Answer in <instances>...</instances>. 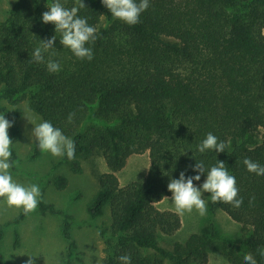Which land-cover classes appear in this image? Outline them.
<instances>
[{
  "label": "trees",
  "instance_id": "16d2710c",
  "mask_svg": "<svg viewBox=\"0 0 264 264\" xmlns=\"http://www.w3.org/2000/svg\"><path fill=\"white\" fill-rule=\"evenodd\" d=\"M54 2L17 0L0 21V100L15 107H0V114L13 122L12 143L20 135L15 121L22 102L71 138L75 157H62L70 173L81 172L80 160L103 159L106 172L96 175L99 188L86 207L91 219L106 218L99 228L101 264H119L124 254L131 264H207L217 240L214 223L168 245L181 221L156 208L172 196L170 179L181 172L197 175L193 168L201 161L206 173L223 162L243 198L235 208L203 194L210 215L220 210L241 227L240 236L219 241L227 264H244L249 252L264 264L257 252L264 248V176L243 163L251 158L264 165V0H149L131 26L114 19L102 0H82L78 15L97 30L87 45L91 61L77 59L60 43L55 25L42 22ZM61 3L79 8L78 0ZM54 35L45 61L58 62L61 70L50 73L31 57ZM69 113H75L71 123ZM209 132L225 143L224 152L198 151ZM144 153V179L121 186L117 173L129 157ZM205 180L206 174L194 184ZM66 184L62 176L54 180L58 190ZM37 210L60 214L41 200ZM25 216L22 210L13 224ZM69 228L64 222L62 237L71 253L77 247ZM2 234L0 229V239ZM17 238L14 233L15 246Z\"/></svg>",
  "mask_w": 264,
  "mask_h": 264
},
{
  "label": "rangeland",
  "instance_id": "374dc122",
  "mask_svg": "<svg viewBox=\"0 0 264 264\" xmlns=\"http://www.w3.org/2000/svg\"><path fill=\"white\" fill-rule=\"evenodd\" d=\"M16 1L0 0V21L5 19ZM0 107L11 112L15 111V107L2 100ZM18 108L21 110V116L15 121V126L20 135L11 145L10 160L13 162V167L10 173L14 181L24 186L37 184L41 190L39 200L51 204L60 214L40 213L36 209L19 223L13 224V220L22 209L10 207L0 199V229L3 232L0 239V254L4 264H26L28 256L35 257V264H66L67 262L86 264V259H89L86 251L92 252L91 264H101L103 244L99 237V228L106 223V218L91 219L86 207L99 188L96 175L106 172L103 159L96 155L87 160H80L81 172L70 173L62 162V157H53L49 153L41 152L35 140L31 138L34 126L42 122L40 117L32 113L24 102L18 105ZM148 165L147 153L129 157L126 166L117 173L120 185L143 180ZM59 176L67 180L63 190L56 189L54 185L55 178ZM204 182L195 186L199 188ZM168 198L159 202L156 208L174 211L171 197ZM178 216L181 227L176 233L167 237L168 245L183 242L189 235L198 233L209 221L214 223L217 240L209 253L210 264H215L216 257L213 254L223 257L219 241L230 240L242 234L240 225L220 210L210 215L207 207L204 216H200L195 210ZM66 221L70 225L69 232L77 247L76 251L71 253L67 251V243L62 237V226ZM14 233L18 237L16 246ZM223 264H227L224 257Z\"/></svg>",
  "mask_w": 264,
  "mask_h": 264
},
{
  "label": "clouds",
  "instance_id": "9594fccd",
  "mask_svg": "<svg viewBox=\"0 0 264 264\" xmlns=\"http://www.w3.org/2000/svg\"><path fill=\"white\" fill-rule=\"evenodd\" d=\"M79 8H66L61 0H55L42 14V22L44 24L55 25V33H60V43L63 47L68 48L72 54L79 60L91 61L93 52L87 45L95 42L97 39V30L90 26L86 18L78 15L80 8H85L82 0H78ZM102 4L109 10L114 19H118L128 25H135L140 22L141 14L146 11L150 4L149 0H102ZM56 35L52 38L42 41L40 47L35 48L32 53V61L37 64L46 63L47 70L50 73H57L61 70L58 62L51 59L45 61V53L54 48ZM75 113H69L68 122L71 123ZM29 121V120H28ZM29 123H31L29 121ZM13 126L5 118L4 114H0V199L4 200L10 207L22 209L25 215L34 212L40 202L41 190L37 184L24 186L13 180L10 169L13 162L10 160L12 156L11 145L12 140L9 137L8 130ZM31 138L35 140L41 152L49 153L53 157H64L73 159L75 157L74 141L63 134V132L52 125L49 121H42L36 124L32 130ZM225 143L218 142L215 135L209 132L205 139L197 145L200 153L207 150H214L217 153L224 152ZM244 165L250 173L258 176H264V165L253 161L251 158L243 160ZM193 171L198 173L195 176L185 177V173L181 172L179 179H170L167 185L168 191L172 193L171 200L174 211L178 215L192 213L194 210L200 216H204L207 212V204L203 198L204 193L210 194L213 203L221 202L230 204L235 208L241 207L243 198L239 197V189L236 185V178L230 175L225 164L218 161L212 166L207 173L205 172L204 163L197 162ZM206 174V180L199 188L195 186L194 181H200L201 176ZM164 199L168 200V197ZM254 200L249 201L251 204ZM89 259L86 264H91L92 252L86 251ZM260 256H264V248L257 249ZM216 257L215 264H223V257ZM26 264H35L33 256H28ZM244 264H257V260L253 253L249 252L244 255ZM119 264H131V256L128 254L118 257Z\"/></svg>",
  "mask_w": 264,
  "mask_h": 264
},
{
  "label": "crops",
  "instance_id": "0c3cea01",
  "mask_svg": "<svg viewBox=\"0 0 264 264\" xmlns=\"http://www.w3.org/2000/svg\"><path fill=\"white\" fill-rule=\"evenodd\" d=\"M128 162V161H127ZM158 204V203H157ZM156 204V205H157ZM161 211H171V210H161ZM174 212V211H173ZM207 264H210V257H209V254H208V261H207Z\"/></svg>",
  "mask_w": 264,
  "mask_h": 264
}]
</instances>
